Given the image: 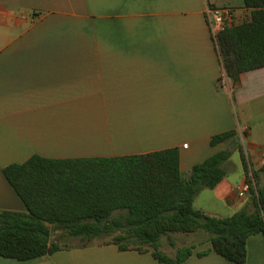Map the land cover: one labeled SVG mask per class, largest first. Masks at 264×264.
Here are the masks:
<instances>
[{
	"label": "crops",
	"instance_id": "0c3cea01",
	"mask_svg": "<svg viewBox=\"0 0 264 264\" xmlns=\"http://www.w3.org/2000/svg\"><path fill=\"white\" fill-rule=\"evenodd\" d=\"M209 7L230 9L234 24L250 15L243 0H0V211L28 212L3 170L35 155L118 158L177 148L186 179L194 165L232 152L225 177L197 195L196 209L218 218L253 212L249 189L240 196L248 187L242 152L264 184V67L244 72L237 87L223 82ZM232 130L235 139L211 145ZM208 237L164 236L161 250L174 257L196 245L183 264H235L213 251L199 257L212 249ZM101 243L29 261L0 256V264H162ZM247 250L245 264H264V235L251 236Z\"/></svg>",
	"mask_w": 264,
	"mask_h": 264
},
{
	"label": "trees",
	"instance_id": "16d2710c",
	"mask_svg": "<svg viewBox=\"0 0 264 264\" xmlns=\"http://www.w3.org/2000/svg\"><path fill=\"white\" fill-rule=\"evenodd\" d=\"M243 1L250 15L222 30L217 39L224 73L235 87L244 72L264 67V0ZM237 136L236 130L218 134L211 145ZM231 154L225 150L194 165L187 179L177 148L118 158L52 160L35 155L10 165L4 176L28 212L0 211V256L29 261L72 248L69 239L88 247L96 239L111 237L101 244L151 253L162 264H183L197 246L178 248L171 257L161 250L162 238L171 242L174 234L205 232L212 249L199 252V257L213 251L245 264L248 239L264 235V184L260 172L249 169L243 152L255 210L218 218L195 208L197 195L223 180ZM115 212L121 218L114 217ZM55 229L64 233L51 241Z\"/></svg>",
	"mask_w": 264,
	"mask_h": 264
},
{
	"label": "built area",
	"instance_id": "2783aa9c",
	"mask_svg": "<svg viewBox=\"0 0 264 264\" xmlns=\"http://www.w3.org/2000/svg\"><path fill=\"white\" fill-rule=\"evenodd\" d=\"M206 16L213 40L217 46L218 34L225 28L234 25L233 15L231 13V10L228 8L219 9L209 7L207 8ZM222 78L223 82L226 83L228 77L224 74ZM183 147L187 148L188 145L185 144ZM246 190H248V187L242 188L240 196H244Z\"/></svg>",
	"mask_w": 264,
	"mask_h": 264
},
{
	"label": "rangeland",
	"instance_id": "374dc122",
	"mask_svg": "<svg viewBox=\"0 0 264 264\" xmlns=\"http://www.w3.org/2000/svg\"><path fill=\"white\" fill-rule=\"evenodd\" d=\"M232 160L235 163V165L238 166V164H239V157H238V155H235ZM234 175L237 176V170L236 169H235V171L232 172V176H234ZM107 239H111V237H108ZM54 240H56V237L54 238ZM67 242H68V244L70 246H81L82 245V242L81 241L75 240V239H69ZM163 242H165V244L168 243V241H167L166 238L163 239ZM100 243L101 242H98V241H94L93 242V244H100Z\"/></svg>",
	"mask_w": 264,
	"mask_h": 264
},
{
	"label": "water",
	"instance_id": "95a60500",
	"mask_svg": "<svg viewBox=\"0 0 264 264\" xmlns=\"http://www.w3.org/2000/svg\"><path fill=\"white\" fill-rule=\"evenodd\" d=\"M249 193H250V191H249ZM58 232H62V230H58V229H55V230H53L52 232H51V240L53 239V238H55V235H56V233H58Z\"/></svg>",
	"mask_w": 264,
	"mask_h": 264
}]
</instances>
